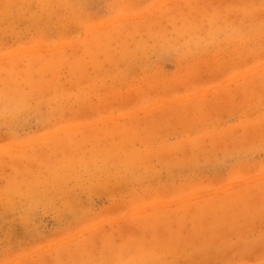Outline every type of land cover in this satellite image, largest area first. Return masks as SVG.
Returning <instances> with one entry per match:
<instances>
[{"label":"rangeland","instance_id":"374dc122","mask_svg":"<svg viewBox=\"0 0 264 264\" xmlns=\"http://www.w3.org/2000/svg\"><path fill=\"white\" fill-rule=\"evenodd\" d=\"M0 0V264H264V0Z\"/></svg>","mask_w":264,"mask_h":264},{"label":"bare ground","instance_id":"6f19581e","mask_svg":"<svg viewBox=\"0 0 264 264\" xmlns=\"http://www.w3.org/2000/svg\"><path fill=\"white\" fill-rule=\"evenodd\" d=\"M40 3H43L42 6H46V2H44V0H41Z\"/></svg>","mask_w":264,"mask_h":264}]
</instances>
